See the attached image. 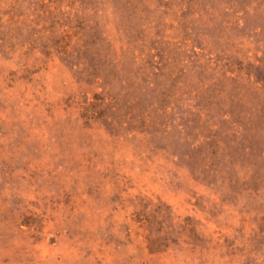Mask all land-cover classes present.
<instances>
[{"label": "rangeland", "instance_id": "obj_1", "mask_svg": "<svg viewBox=\"0 0 264 264\" xmlns=\"http://www.w3.org/2000/svg\"><path fill=\"white\" fill-rule=\"evenodd\" d=\"M0 264H264V0H0Z\"/></svg>", "mask_w": 264, "mask_h": 264}]
</instances>
